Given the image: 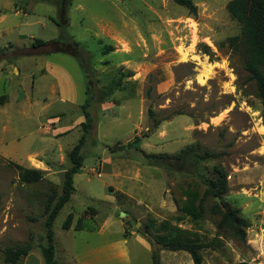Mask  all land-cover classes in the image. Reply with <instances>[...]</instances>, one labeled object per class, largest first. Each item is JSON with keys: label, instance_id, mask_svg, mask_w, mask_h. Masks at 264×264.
Here are the masks:
<instances>
[{"label": "rangeland", "instance_id": "374dc122", "mask_svg": "<svg viewBox=\"0 0 264 264\" xmlns=\"http://www.w3.org/2000/svg\"><path fill=\"white\" fill-rule=\"evenodd\" d=\"M192 1L195 16L173 0H72L64 19L51 0H0V95L8 98L0 105V264L5 249L28 241L44 259L46 201L61 192L83 133L88 85L94 125L54 221L59 264L95 251L113 255L110 264H152L153 252L161 264H195L161 242L177 239L203 245L200 264H264L261 100L243 47L230 46L240 33L230 0ZM74 42L83 70L57 51ZM188 148L212 155L191 153L178 161L182 170L145 160ZM12 162L44 178L23 182ZM222 174L227 193L205 196L197 219L184 214V189L196 182L203 195L204 181ZM215 204L240 210L245 241L218 228Z\"/></svg>", "mask_w": 264, "mask_h": 264}, {"label": "trees", "instance_id": "16d2710c", "mask_svg": "<svg viewBox=\"0 0 264 264\" xmlns=\"http://www.w3.org/2000/svg\"><path fill=\"white\" fill-rule=\"evenodd\" d=\"M56 4L59 15L65 19L66 7L72 3V0H51ZM179 5L184 6L188 9L190 14H197V6L192 0H173ZM227 10L231 17L235 19L240 25V33L229 38L230 46L243 47L244 51V67L250 74V79L254 80L257 86V95L261 100L262 104V118L264 124V0H230L227 3ZM39 43L44 41L39 40ZM78 43H66V48L57 49L65 53L72 54L75 56L80 67L83 70L80 54L78 49ZM69 48H68V47ZM112 47H107L105 51L111 50ZM210 48L205 45V52L209 53ZM120 79H117L109 85L108 93L111 94L117 86H119ZM90 87L87 86L86 93L87 98L82 105L84 109V115L86 121L81 123L82 135L78 142L72 148L69 159L71 165L65 172L64 183L61 192L58 193L56 190L53 191L52 195L46 201L45 211L46 219L45 225V243L39 245L41 253L44 256L45 264H59L55 258L56 247H55V233L53 229L54 221L64 207V205L70 200L74 190V176L79 172L84 162V154L82 152L83 146L86 143L87 136L90 133L94 122L93 117L86 107L90 103ZM7 101V94L0 95V104H4ZM161 123V119L154 121V126H158ZM140 139L136 138L133 142H138ZM193 153L195 156L205 158L211 156L209 152H205L204 155L194 153L191 149H185L182 153L177 156L168 154L158 155H146L145 160L150 164H164L168 166L177 167L178 170H182L184 167L178 161L185 159ZM12 164L18 169L21 181L27 183L38 182L44 178V171L37 168L25 167L21 164L12 162ZM184 164V163H182ZM208 186L205 189L203 195L200 191V185L198 183L189 184L184 189L185 199L181 205V210L184 214L190 215L197 219L202 214V200L205 196H220L225 195L229 189L226 175L222 174L217 180L207 179L204 181ZM213 211L221 216L217 226L221 230H230L239 240L245 241L246 230L249 223L240 217V210L227 207L223 209L219 204H215ZM73 215L69 214L63 224V228L69 229L72 225ZM77 225V229H81ZM161 242L171 250H185L190 253L195 264H200L201 255L199 250L203 247L201 243L194 242L192 240H161ZM34 246L32 242L28 241L23 244H18L14 247H8L5 249V261L8 264H22L23 259L33 250ZM152 264H161L158 253H152Z\"/></svg>", "mask_w": 264, "mask_h": 264}, {"label": "crops", "instance_id": "0c3cea01", "mask_svg": "<svg viewBox=\"0 0 264 264\" xmlns=\"http://www.w3.org/2000/svg\"><path fill=\"white\" fill-rule=\"evenodd\" d=\"M4 104H0V105H4ZM112 258L113 255L112 257H110L109 253L105 254L95 251L93 253H89V254L87 253L83 257L82 256L74 257L73 260H74V264H110V260ZM22 264H45V262L44 259H41L40 257L36 256L33 252H30L26 256Z\"/></svg>", "mask_w": 264, "mask_h": 264}, {"label": "bare ground", "instance_id": "6f19581e", "mask_svg": "<svg viewBox=\"0 0 264 264\" xmlns=\"http://www.w3.org/2000/svg\"><path fill=\"white\" fill-rule=\"evenodd\" d=\"M210 70H208L203 76H202V82L205 81V78H209ZM34 159V158H32Z\"/></svg>", "mask_w": 264, "mask_h": 264}]
</instances>
